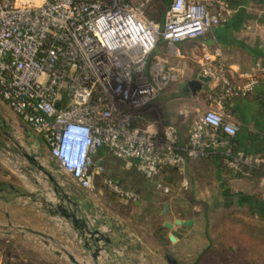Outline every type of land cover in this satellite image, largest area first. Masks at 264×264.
Masks as SVG:
<instances>
[{"label":"built area","instance_id":"2783aa9c","mask_svg":"<svg viewBox=\"0 0 264 264\" xmlns=\"http://www.w3.org/2000/svg\"><path fill=\"white\" fill-rule=\"evenodd\" d=\"M0 0V98L43 140L60 171L82 190L97 182L119 198L139 193L106 175L97 158L106 150L165 194L160 176L182 170L213 153L235 174L248 178L264 157L235 153L238 127L225 101L254 91L264 68L257 64L234 83L227 67L205 54L200 75L216 89L207 109L181 143L177 127L154 133L137 125L136 111L149 107L179 75L153 57L159 42L179 55L177 44L205 37L229 20L222 0H170L162 24L145 15L146 0ZM136 113V114H135ZM188 180L182 183L183 188Z\"/></svg>","mask_w":264,"mask_h":264},{"label":"rangeland","instance_id":"374dc122","mask_svg":"<svg viewBox=\"0 0 264 264\" xmlns=\"http://www.w3.org/2000/svg\"><path fill=\"white\" fill-rule=\"evenodd\" d=\"M162 44L161 40L153 57L166 52V46ZM147 108L136 111L141 117L137 123L139 127H143L140 124ZM25 154L35 157L54 181L33 165ZM111 164L116 171L112 174L107 171L110 177L125 188L143 192L139 194L138 207L134 205L136 202L121 200L101 182H97L93 190L78 188L67 174L58 169L41 137L0 98V246L13 236L15 240L37 246L31 252L37 256V264H72L63 250L80 263L94 264L91 253L84 247L86 240L78 236L71 221L51 216L39 198L25 196L41 191L55 205L60 202V196L67 197V208L71 210H75L74 204L77 203L78 217L85 220L89 228L107 234L111 241L114 237L117 239L119 243L115 250L108 247L111 252L106 254L107 264H169L166 255H172L178 264H242L245 260L264 263V246L260 247L259 241L257 243L250 238L237 242L233 232L225 231V221L229 220L226 213L229 212L220 209H212L209 217H205L200 226L204 231L196 235L198 238L190 242L189 248L169 246L161 249L160 244H163L157 229L163 221L162 203L167 196L157 189L154 182L144 179L134 169H127L126 163L116 161ZM56 188L59 195L54 192ZM174 204L187 214L193 207L185 199L175 200ZM106 224H111V229ZM209 247V253L197 263L198 257Z\"/></svg>","mask_w":264,"mask_h":264},{"label":"crops","instance_id":"0c3cea01","mask_svg":"<svg viewBox=\"0 0 264 264\" xmlns=\"http://www.w3.org/2000/svg\"><path fill=\"white\" fill-rule=\"evenodd\" d=\"M129 1L134 4L139 2ZM146 1L147 18L162 24L170 0ZM222 1L232 11L227 23L213 28L205 37L178 43L176 47L179 55L170 52L168 45L163 42L162 46L165 45L167 50L159 58L178 73L179 79L170 84L157 102L146 109L140 124L143 125L142 128L158 133L164 126L174 125L179 131L181 143L187 142L199 117L210 107H215L209 99L217 86L214 81L204 84L197 94L186 91V82L200 75V63L205 54L223 63L229 70L231 80L239 85L250 81L245 73L250 72L257 64L264 68V0ZM224 113L239 129L233 139L234 152L264 157V79H259L252 93L225 101ZM98 158H103L102 163L106 169L109 164L107 171L111 174L116 171L111 163H126L114 158L106 150L101 151L96 159ZM185 179L189 183L187 188L182 187ZM159 180L171 188V193L161 191L167 196V200L162 203L163 221L157 230L158 233H165L168 239L171 235L176 238V242L170 241L168 245L162 242L164 246L160 244L161 249L169 246L189 248L190 242L198 238L196 235L204 231V227L201 229L200 226L212 209L240 210L264 219V166L253 170L248 178L241 177L224 165L219 154L213 153L204 160L188 161L182 170L166 168ZM137 192L143 193L141 189ZM183 199L190 201L193 206L188 214L186 211H179L174 204L175 200ZM80 203L82 205L81 201ZM166 204L168 210L164 214ZM139 205L136 202V206ZM178 219L192 220L193 225L174 226L172 230L160 231L165 222L174 223ZM106 225L111 229V224ZM9 238L10 240L5 241L6 244L0 246V264H37V256L31 253L37 246L28 241L15 240L13 236ZM118 243L114 237L108 247L115 250ZM106 254H102L101 264H107Z\"/></svg>","mask_w":264,"mask_h":264},{"label":"water","instance_id":"95a60500","mask_svg":"<svg viewBox=\"0 0 264 264\" xmlns=\"http://www.w3.org/2000/svg\"><path fill=\"white\" fill-rule=\"evenodd\" d=\"M212 82V79L210 77H204L202 75H199L197 78L189 80L186 82V91H191L193 94H197L199 91L202 90L204 84H208ZM25 157L36 167H38L41 171H43L45 174L49 175L50 180L54 181V179L51 177V175L38 164V161L35 157L25 154ZM38 185V182H35ZM54 192L58 195L60 194L56 189H54ZM31 199L39 198L41 203L45 206V209L48 211V213L51 216H59L64 218L67 221H71L73 224V227L75 231H77L79 234L78 236L80 238H83L86 240L85 248L88 249V251L91 253V256L93 258L94 264H100L101 260V253H108L111 252V250L108 248V245L112 243V241L109 239L107 234L101 232L100 230L96 228H89L87 222L83 220L82 218L78 217L79 212V206L77 203L74 204L75 210H71L67 208V197L60 196V202L58 204H53L50 200H48L46 197L42 195L41 191H38L37 193H30L28 195H25ZM68 201H70L68 199ZM71 202V201H70ZM81 208V207H80ZM168 205H165L164 214H167ZM193 225V221H184L181 219L176 220L174 223L165 222L163 226L160 228L161 230L167 229L172 230L174 226H184V227H191ZM88 234V237L86 235ZM169 240L171 242H176L175 236L171 235L169 237ZM65 254H67L68 259L71 261L72 264H83L80 263L72 254L68 253L67 251L63 250ZM167 262L169 264H178L177 260L173 258L172 255H166L165 256ZM110 262L111 258H109ZM114 263V262H113Z\"/></svg>","mask_w":264,"mask_h":264},{"label":"trees","instance_id":"16d2710c","mask_svg":"<svg viewBox=\"0 0 264 264\" xmlns=\"http://www.w3.org/2000/svg\"><path fill=\"white\" fill-rule=\"evenodd\" d=\"M146 11H148V9H145V15L147 13ZM107 173L108 172H106V175L109 176ZM120 199L126 202H129V200L122 199V198ZM134 205L136 207L135 203ZM227 212H229V213H226L227 218L229 220L228 222L227 220L225 221V226H226L225 231L228 229L229 231L233 232L234 233L233 237L236 239L237 242L238 241L243 242L247 240L246 238H250L252 239L251 241H254V242L259 241L260 247L264 246V219L263 218L258 219L254 217L253 215H251L250 213L240 211V210H235V211L232 210V211H227ZM157 235L159 236V240L161 242L170 243V240L166 238L165 233L161 232V233H158ZM210 249L211 247L205 249V251L198 257L197 263L201 262L203 257L207 253H209ZM230 250H233V247H230ZM233 263H236V260L233 261ZM242 264H256V263L255 261L245 260L244 262H242ZM261 264H264V263L262 262Z\"/></svg>","mask_w":264,"mask_h":264}]
</instances>
